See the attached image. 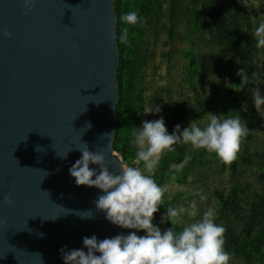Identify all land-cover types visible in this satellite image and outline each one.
<instances>
[{
    "label": "water",
    "instance_id": "water-1",
    "mask_svg": "<svg viewBox=\"0 0 264 264\" xmlns=\"http://www.w3.org/2000/svg\"><path fill=\"white\" fill-rule=\"evenodd\" d=\"M116 1L34 0L28 10L0 0V264H64L60 249L84 248L85 236L135 231L108 222L94 205L100 190L69 174L87 148L112 174L124 167Z\"/></svg>",
    "mask_w": 264,
    "mask_h": 264
},
{
    "label": "rangeland",
    "instance_id": "rangeland-1",
    "mask_svg": "<svg viewBox=\"0 0 264 264\" xmlns=\"http://www.w3.org/2000/svg\"><path fill=\"white\" fill-rule=\"evenodd\" d=\"M116 8L118 35L129 29L128 44L120 43L125 59L120 83L124 100L118 111L115 151L124 167L143 168L142 162L134 163L131 132L145 120L163 116L171 133L177 124L183 129L198 120L204 127L208 113L233 111L231 115L239 116L249 128L231 163L190 144L175 145V151L164 153L153 178L167 186V192L154 224H159L167 207L186 206L195 199L201 213L214 207L216 222L227 229L224 247L232 254L230 264H264V248L239 250L227 237L229 232L235 238L242 236L245 210L251 204L259 217L253 230L264 224V131L245 117H258L264 123V112L257 113L251 96L256 87L264 94V48L256 47L254 35L264 22V0H118ZM136 9L146 24L120 21L121 15ZM236 65L249 76L261 75L249 79L242 89L241 78L234 80ZM152 107L161 112L144 113ZM201 190L208 197L203 202L195 195ZM186 222L192 221L186 218ZM160 227L163 231L171 224Z\"/></svg>",
    "mask_w": 264,
    "mask_h": 264
},
{
    "label": "clouds",
    "instance_id": "clouds-1",
    "mask_svg": "<svg viewBox=\"0 0 264 264\" xmlns=\"http://www.w3.org/2000/svg\"><path fill=\"white\" fill-rule=\"evenodd\" d=\"M33 3L34 0H25V8L30 10ZM119 19L132 26L147 23L138 9L121 15ZM128 34L129 29L125 27L117 39L122 44H128ZM4 35L8 37L10 33L5 32ZM254 35L256 47L264 48V22L259 24ZM236 74L241 78L242 89L248 85L249 79L255 81L261 75L253 72L249 76L243 68ZM251 96L257 113L264 112V94L260 88L251 90ZM160 112L159 107H152L144 113ZM232 112L227 115L208 113L206 126L201 127L198 120H194L183 129L177 124L171 133L163 116L143 121L141 127H133L131 132L134 163L142 162L143 168L122 167L119 175L108 170L103 152L79 149L81 158L69 169L76 185L99 189L100 194L94 201L96 210L103 213L111 224L135 231L102 240L96 235L85 236L83 246L87 253L84 248L68 250L65 246L60 249L64 264H230L232 254L224 247L227 229L216 222L214 207L209 206L201 213L197 200L193 199L186 206L167 207L159 224H154V215L163 205L167 186L159 185L153 176L164 153L175 151L174 146L178 144H190L194 149L215 153L225 163L234 161L249 128L239 116H232ZM88 127H91L90 123ZM59 156L64 159L67 153ZM90 165L97 167L90 168ZM195 195L201 202L208 199L202 190ZM3 202L11 205V195L5 196ZM87 213L90 214L80 217L94 218L91 211ZM186 218L192 222H186ZM169 222L171 227L162 231L160 224ZM178 227L180 230H177ZM138 232L145 234L138 235Z\"/></svg>",
    "mask_w": 264,
    "mask_h": 264
},
{
    "label": "trees",
    "instance_id": "trees-1",
    "mask_svg": "<svg viewBox=\"0 0 264 264\" xmlns=\"http://www.w3.org/2000/svg\"><path fill=\"white\" fill-rule=\"evenodd\" d=\"M118 0L115 3V10H116V16L118 14L117 12V8H116V4H117ZM117 35H118V30H117ZM118 46H119V54H120V62H119V66H118V90H119V101L116 105V130H115V139H114V151H116V134H117V129H118V111L120 108L121 103L123 102V97L121 95V91H120V83H121V74H122V69L125 63V59L124 56L122 54V48L120 46V42L118 40ZM235 74H234V80L236 82L240 81L239 76H237V72L240 71V67H237V65L235 66ZM261 79L264 80V76H261ZM210 108V107H209ZM190 110L192 112H194L195 109L190 108ZM204 112V111H203ZM248 116V117H247ZM246 119H248L249 121H251V123H253L260 131H264V123L262 122V120L258 117H252L249 115L245 116ZM183 120L184 117H181ZM263 168H264V162H263ZM226 200V199H225ZM224 201V199H223ZM226 202V201H225ZM257 207L255 204H251L247 207V209L245 211L246 215L245 218L243 219V223H242V236L239 238H235L234 236L227 234L228 239L230 241L231 244H233V246L237 247V249L239 250H254V249H259L260 247L264 248V224L261 225V229L259 231H254L253 228L256 225L255 222H257L256 219H258V215H256L257 212ZM249 213V214H248ZM248 214V215H247ZM260 223V221H259ZM254 233H256L254 235ZM226 236V234H225Z\"/></svg>",
    "mask_w": 264,
    "mask_h": 264
}]
</instances>
